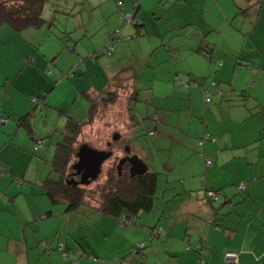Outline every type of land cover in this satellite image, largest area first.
<instances>
[{
  "label": "crops",
  "instance_id": "crops-1",
  "mask_svg": "<svg viewBox=\"0 0 264 264\" xmlns=\"http://www.w3.org/2000/svg\"><path fill=\"white\" fill-rule=\"evenodd\" d=\"M234 1H230L234 3L233 7L237 8L240 3L241 6L248 3L249 8L252 7L247 15L249 20L246 31L249 33L247 38L254 36V41L252 39V42H247L246 38L232 29L234 33H229L227 30V34L219 39L212 35L206 36L204 35L206 30L216 34L221 32L219 25L208 24L205 29L200 28L199 33H204L201 35L202 39L195 35V37L187 35L185 39L187 44H190V53L194 55V61L200 67H189L183 73L176 71L172 74V71H169L165 79L164 75L161 78H154L155 82L163 85L162 88L155 85L148 87L150 96L153 97L150 101H153L154 97L159 100L150 115L152 122L145 125L146 133L153 130L154 135L147 134L146 143H140L136 152L140 156L138 157L145 162L147 170L157 173L154 207L148 212L152 213L157 220L153 227L146 226L144 223L138 227L142 232H129L123 236L134 235L131 241V244H134L147 238L148 228L161 227L165 235L149 240L142 253L138 255L141 260L132 258V260H127L125 257L122 260H112L119 254L117 251L110 260H84L93 253L91 249L87 251L82 249L81 256L85 257L80 258L81 256L78 255L76 260L65 258L63 260L59 255L57 246L66 253L74 251L76 247L73 248L68 238L63 235L65 226H60L59 232L54 235L53 228L47 229V233L44 228V223L52 215L54 204L45 196L40 195L39 185L51 174L52 170L49 168L47 172L45 167L32 159V139L17 127L19 117L34 110L35 106L44 105L41 102L42 99L37 100L35 96L48 91L52 85L51 74H47L48 67L46 68L47 63L43 57L41 59L30 55L27 49L28 42L22 41L23 35H28L27 33L22 34L23 31L15 33L9 28L10 30H5L8 35L5 37L2 35L3 31L0 32V117L5 121L7 118L6 122L0 124V164L8 167V174L0 175V264H198L201 251L203 264H222L226 251L240 252L237 264H264V197L263 193L256 188V185L264 184V171L262 173L257 171V164L264 166V162H260V154L257 156L244 155L243 149H253L255 146L253 143L236 145L231 138L229 142L225 140L223 144V136L226 133L214 128L218 124L215 126L203 124L207 112H211L204 105L207 107L212 105L211 98L209 105L205 102L204 94L210 92L215 97L214 94L217 92L211 88L215 87L214 83L217 86V83L214 81L209 83L210 78L224 79L229 72H232L233 77L236 76L234 80L249 75V79L252 77L253 84L262 85L264 83V17H262L264 0ZM135 2L139 4V10L142 3L140 0ZM125 10H127L126 7ZM243 16L245 15L241 17ZM227 20L228 17L223 19V21ZM191 39H193V45L189 41ZM163 40L159 39L160 44L149 46L145 44L147 47L145 49L139 45L143 53L130 55L140 59L141 65L147 63L146 58L148 57L150 64L155 67L156 71H159L152 57L156 48L163 46L165 51L170 53L178 50V47L171 46ZM139 42L141 43L142 40ZM81 44L82 47H77V44L75 48L78 54L85 53L88 57L92 52L98 53L100 45ZM202 46L212 48L209 59L205 58L202 52L196 51ZM95 53L90 56L93 60ZM214 56H217V60L222 58L223 63L218 60L214 65L211 64ZM91 63L96 64L95 61L85 59L81 66L93 81L89 73ZM174 65L178 70L176 64ZM145 67L150 68L147 64ZM214 67L216 70H212ZM161 72L164 73V68ZM83 74L85 73L82 71L80 76ZM175 75L189 81L190 89L187 90L180 82H174ZM58 83L59 81H56V84ZM239 87L238 83H226L221 89V94L235 92L236 89L240 90ZM167 91L170 95H166ZM194 94L200 101L202 99L204 105L200 104L199 110L200 108L201 110L198 112L192 103L193 113H188L190 124L186 130H182L179 126L181 113L177 116L175 123L172 121V113L180 109H177V106L171 102L170 105L160 102L163 98L175 99L180 102V106L187 109L188 100L184 97L192 98ZM227 105L232 116L227 122L237 124V118L234 116L236 111L242 112L238 110L239 104L228 103ZM211 109L215 111L216 107ZM199 115H201V124H198L196 120ZM155 116L158 117L159 122L153 120ZM204 134H208L210 139L200 143ZM32 141L34 143V140ZM166 149H172L171 157L161 158L156 162L152 151L159 152ZM221 150L228 153V150H234V152L230 156L228 153L222 154ZM205 157H210L212 163L214 159L216 165L207 167ZM159 162L163 170L161 173H159L161 170ZM29 170H33L34 175ZM222 172L227 176V182L220 180L219 176ZM244 172L245 175H243ZM254 176L259 178L258 181H253ZM162 177H165V180L160 184L159 180ZM243 182H248L243 194H240L238 190L234 194L233 191L225 189L228 183L236 187ZM208 190L219 191L215 201L208 199L206 193ZM245 192L248 193L245 194ZM99 213L102 212L99 211ZM140 214L141 212L134 219L136 222L131 221L130 224L122 223L121 220H126L125 217L112 218L117 221L119 227H136L138 225L136 219L140 217ZM214 222L215 225H219V229L212 225ZM43 240L47 241L49 251H44L40 246L39 243ZM123 245L125 243H122L121 247ZM186 247H189V250ZM52 255L60 260H51Z\"/></svg>",
  "mask_w": 264,
  "mask_h": 264
},
{
  "label": "rangeland",
  "instance_id": "rangeland-1",
  "mask_svg": "<svg viewBox=\"0 0 264 264\" xmlns=\"http://www.w3.org/2000/svg\"><path fill=\"white\" fill-rule=\"evenodd\" d=\"M118 1L122 2V12L120 14H126V12L133 14L135 11V3H137L135 1L139 0H47L42 10V17L47 20L51 18L52 25L49 27L44 25L39 29L27 28L22 33L28 34L23 35L22 41L28 42L27 49L30 51V55L41 59L43 57L47 63L46 68L48 67L47 74H51V80H54L53 84L55 85L56 81H59L47 95L44 100L45 104L42 107H40L41 105L36 106L35 112L37 115L32 116V120L30 121L34 136L42 139V147L34 154L32 159L40 163L39 165L45 167L47 172L51 168L54 145L60 140L57 130L64 127L67 117L72 116L76 120L81 121L87 113L90 102L81 94V91L86 87L98 92L107 91L105 90L106 88L104 90H101V88L111 87L110 77H112L115 68L120 63L119 59H124V57L130 54L143 53L139 45L145 49L147 48L145 44L148 46L150 44H160L159 39L162 38L165 40V43L178 47V50L170 53L165 51L163 46L156 48L152 57L156 61L159 71H156L155 67L150 64L148 57L146 58V64L150 67L149 69H146V64L141 65L139 63L138 66L135 64L141 71V74H139V77L141 75V81H137L135 86L142 89L139 92V101L142 102L132 101L130 103L132 110H127L126 112V102L119 98L115 105L109 108L110 115L107 114L105 116V121L102 124L99 123L96 126L90 125L86 127L81 133L80 141H84V143L92 148L99 150L106 149V143L110 141V133L112 132H119L120 135L126 136V140L130 141L129 145H133L131 147L133 151L134 146L139 147L135 142L136 140L133 139L135 135L140 134L142 142L146 143L147 136L144 130L147 128L145 125L152 122L150 115H152L156 103H159V100L154 97L153 101H150L153 97L150 96V91H147L145 87L155 85L162 88L163 85L155 82L154 78H161L164 75L165 79L169 71H172V74L176 71L183 73L189 67L199 66L193 59L194 55L190 53V44L188 45L185 41L187 35L199 36L202 39L201 35L205 33L204 35L206 36L212 35L219 39L224 34H227V30L229 33H234L232 30H235L240 36L246 38L247 42H252V39L254 41V36L247 38V34L249 35L246 31L249 20L248 16L241 17L242 14L239 12L245 6H241L240 3L239 11L236 10V7H233L234 3H230V1L233 2L234 0H176L179 5L174 4L175 0H140L142 6L138 10L136 17L129 24H126L118 14ZM125 7L127 10H125ZM251 8L249 9L252 10ZM235 11L239 12V14L235 13ZM225 17H228L227 21H223ZM262 17H264V12L262 13ZM190 18L195 22H192ZM138 19L143 22L145 28V32L140 37L135 36L134 28V23ZM208 24L212 26L219 25L218 27L221 29V32L216 34L206 30L203 34H200V28L205 29L208 27ZM117 29L120 30L118 34L119 38H115V35L117 36ZM5 30H10L6 24L2 25V27L0 26V32L3 31L2 35L6 37L8 35ZM62 31L70 32L72 38L76 41L78 40L77 47H82L81 43H96L100 45L98 48L99 51H103L99 52L100 54H97L94 60L90 57L92 54L90 52L88 57H86L85 53L78 54L77 51L75 53L67 48L74 45L73 41L59 39L63 35ZM111 38L113 39L110 40ZM140 40H142L143 44L139 42ZM189 41L193 45V39ZM111 43L114 44L113 51L111 54H107L106 47ZM216 58L217 56L212 58L211 64L213 63L214 65L218 60L220 63H223L222 58H218V60ZM85 59L96 62V64L91 63L89 69L93 81L86 75L85 69L82 67L83 65L81 66ZM174 64H176L178 70L175 69ZM207 64H209L208 61ZM163 68L164 73L161 72ZM215 68L212 70H216ZM75 69L77 70V75H81L82 71L85 73L81 77L77 76L78 81L81 82H78L77 78H72L71 72ZM185 77L188 78L187 75ZM235 77H233L232 72H229L224 79H209V83H213V81L217 83V86L211 87L217 91L214 94L217 99L208 90L206 91L211 94H209L212 101L211 106L207 107L204 105L202 99L200 101L195 94L192 95V98L190 96L184 97L188 100L187 109L180 106V102L175 101V99L163 98L160 103L170 105L171 102L177 106V109H180L172 113V121L175 123L177 116L181 113L179 126L182 130H186L190 124L188 113H193L192 103L194 108L198 109V112L201 110V108L199 110L200 104H203L205 108L211 110V112H207L206 117L203 119V124L206 126H215L218 124L214 128L217 131L222 130V133H226L223 136V144L225 140L229 142L231 138H233L236 145H251L253 143L255 145L253 149H243L244 155L257 156L260 154V162H264V108H261L264 107V83L262 85L253 84L252 77L249 79V75H244L237 80H234ZM182 78L184 79V77ZM231 82L238 83L240 85L239 88L246 91L245 94L249 93L251 96L250 98L247 96V101L250 108L249 112L252 116H248V111L243 109V114L236 113L234 116L237 117V124L227 122L232 117L227 104L235 103V97L240 100L241 94H239V90L236 89L235 92L230 91L228 94L227 92L221 94L222 87L226 83ZM166 95H170L168 91ZM43 96V94L39 96L40 101ZM252 97H257V100L261 101V104L257 105V102ZM39 103L42 104L41 102ZM212 107H216V110L213 111L211 109ZM239 109L241 110V108ZM127 113L130 116H135V127L132 126V122L129 123L127 120ZM246 116L248 117L244 119ZM200 118L201 115L197 116L196 120L198 124H201ZM107 121H110L109 127ZM107 127L109 128L108 132L105 131ZM229 128L230 130H228ZM20 129L26 132L24 129ZM31 143L34 145L32 140ZM228 145L230 146V144ZM171 150L152 151V155L155 156L157 162L158 159L161 160V158L167 159L171 157ZM222 150V154L228 153ZM228 151L230 156L234 152V150ZM215 163L213 159V164L216 165ZM244 168L246 171V167ZM162 171V169L159 170V173ZM257 171L262 173L264 166L257 164ZM29 172L32 173L33 170H29ZM243 175H245V172ZM50 176L55 177V173L51 171ZM219 178L227 182L225 173L222 172ZM164 180L165 177H162L159 183H164ZM256 188L263 193L264 197V184H258ZM225 189L233 191L234 194L238 192V188L231 186L229 183ZM243 192H240V194H243ZM136 220L138 222L136 227L123 228L119 227L117 221L112 217L99 213V211L94 209L90 210L85 206H80L78 209L72 211H66L65 205H53L52 215L44 223V228L46 233L47 229L53 228L54 235V233L59 232L60 226H65V233L63 235L68 238L73 248L76 247V250L67 251V256L64 255V257L57 246V250L62 259L76 260L78 255L79 257L81 256L82 249L85 251L91 249L93 253L87 258H84V260H110L115 256V251L119 252V254L112 260H122L124 257L127 260H132V256H136L137 260H139V254L134 253L138 242L131 244L132 236L134 235H127L128 237H124L123 235L129 232H142L138 227L144 223L146 226L153 227L157 218L153 217L152 213L141 212L140 217ZM122 243H125L123 247H121ZM83 257L85 256H81L80 258ZM51 260L60 259L52 255Z\"/></svg>",
  "mask_w": 264,
  "mask_h": 264
},
{
  "label": "trees",
  "instance_id": "trees-1",
  "mask_svg": "<svg viewBox=\"0 0 264 264\" xmlns=\"http://www.w3.org/2000/svg\"><path fill=\"white\" fill-rule=\"evenodd\" d=\"M47 0H0V26L6 24L11 31L15 33H21L27 28L39 29L42 26L46 25L47 27L52 25V19L49 18L44 19L42 17V10L44 4ZM174 4H177V1H174ZM122 2L118 1L117 8L119 7L118 14L121 16V19L125 21L126 24L132 22L133 18L136 17V11L138 10L139 4L135 3V11L133 14H120L122 12L121 9ZM250 5L248 3L245 4V8L242 11H239V6H237L236 10H238L242 15L247 16L249 13ZM237 14L239 12L235 11ZM127 14L130 15L129 18H126ZM135 28V36L143 35L145 32L144 24L140 20H136L134 23ZM120 30H116V34L118 35ZM61 39H66L67 41H73L72 47H67L71 51L76 52V45L78 44V40H74L70 35V32L62 31ZM117 38V36H116ZM66 46V45H65ZM114 44H108L106 47V53L111 54L113 51ZM212 48L208 46L198 47L196 51L202 52L205 55V58H210L212 54ZM103 51V50H101ZM98 50V53L92 52L91 56L95 53L100 54L101 52ZM119 64L117 68H115L112 77H110V88L102 87L101 90L107 91H94L88 87L84 88L81 91V94L86 97L90 104L87 110V113L81 121L76 120L74 117L69 116L66 119V124L62 129H58L57 132L60 135V140L55 143L54 153L51 159V170L55 173V177H51L50 175L47 176L45 179L42 180L41 184L39 185L40 195L45 196L50 200V202L54 205L60 204L65 205L66 211H72L78 209L80 206H85L90 209H94L96 211H100L106 215H109L114 218H121L125 217L126 220L135 221L134 219L140 212H149L154 207V199L156 195V184H157V173L146 171L142 175L131 176L129 173V166L128 164L123 166L121 169V173H119L116 169L117 163L119 158L124 151V143L122 140L117 139L113 141L110 145L111 149H113L114 153L108 161L104 162L101 168V173L95 181H92L88 184H80V183H72L68 182L72 178L74 180H78V176L73 174L72 165L75 163L76 153L78 148L84 143V141H80L81 133L84 131L86 127L96 126L97 124H102L105 121V116L109 114V108L113 107L117 101V99L121 98L126 102L125 111L132 110L130 108V103L132 101H139L140 96L139 92L140 88L136 85L137 81H141L139 74L141 71L135 64L138 66L140 63V59L133 57L132 55L126 56L124 59H119ZM81 63V62H80ZM127 63V64H126ZM83 64V63H82ZM81 64V65H82ZM81 67V66H80ZM72 78H77V70H72L71 72ZM47 75V74H46ZM48 76V75H47ZM46 78V76H44ZM78 80V78H77ZM52 85L48 88L47 92L43 93V99H46L49 92L53 89L54 84L53 80H50ZM180 82L186 89H190V82L183 80L182 77L175 75L174 82ZM149 84V83H148ZM189 84V85H187ZM108 85V84H107ZM214 86L216 84L214 83ZM148 91V87H145ZM239 94H241L240 100L235 97V103L239 104V108L241 111H236V113L240 112L243 114V109L248 111V116H252L249 112V103L247 101V96L250 98L251 96L249 93L245 94L246 91L240 89ZM35 96L37 100H39V96ZM207 96L209 99L208 105L211 103L210 98L211 96L207 93L204 96ZM41 98V97H40ZM248 98V99H249ZM257 105L261 104V101H258L257 97H252ZM142 102V101H139ZM45 104V103H44ZM264 108V107H261ZM36 106L34 110L27 113L24 116H21L17 119V127L22 128L26 131L29 137L34 140V145L32 148V155L36 154L38 150L42 147V139L36 138L33 134L31 128V117L36 114L35 112ZM124 113V111H123ZM127 120L129 123L132 122V126L135 127L134 121H136L135 116H130L127 113ZM248 116L244 117L247 118ZM1 118V117H0ZM152 118V117H151ZM237 118V117H236ZM107 119V118H106ZM4 120V119H3ZM110 120V119H109ZM153 120L159 122L158 117H154ZM7 121V118H6ZM5 120L3 121L6 122ZM109 122L107 121V125L109 127ZM2 124V123H0ZM105 128V131H109V128ZM141 129V128H139ZM147 129L144 130L146 133ZM152 135H154V131ZM119 133V132H118ZM111 134V133H110ZM149 132L146 133L148 136ZM119 138H122V135L119 133ZM145 138V137H144ZM135 139L136 144L142 143L141 135H135L133 137ZM209 135L204 134L203 139L200 143L204 140H209ZM215 141V139H211ZM130 142V141H128ZM144 143V142H143ZM40 144V147L37 145ZM88 145V144H87ZM133 146V145H132ZM36 147V148H35ZM128 147L129 144H128ZM107 148V147H106ZM137 146H134V153L136 152ZM36 149V150H34ZM122 151V152H121ZM107 163V164H105ZM213 165V163H212ZM0 175H7L8 174V167L5 165L0 164ZM257 176L253 177V181H258L259 178ZM245 185V189L247 188L248 182H243ZM242 184V183H241ZM240 185V184H239ZM238 186V185H237ZM236 186V188H237ZM243 190V191H244ZM210 191V190H208ZM208 191L206 193H208ZM217 194L219 191L211 190ZM241 191V192H243ZM240 193V191H239ZM208 196V194H207ZM216 198L209 197L208 199L215 201ZM232 207V205L230 206ZM49 214V213H48ZM136 222V221H135ZM215 226L216 229H219V225H215V222L212 224ZM159 228V227H158ZM154 237H151V240ZM147 240L146 244L149 242ZM143 241V240H142ZM138 242L135 248L136 254H141L142 250L146 247V244L143 247L139 245L141 242ZM40 246L43 248L44 251H49L48 245L45 240L41 241ZM59 250L66 255V252L59 247ZM233 252V251H232ZM236 252V251H235ZM238 254V258L240 252H236ZM202 255V251H201ZM200 255V256H201ZM67 256V255H66ZM132 259L137 260L136 256H132ZM141 260V258H139ZM139 262V261H138ZM135 264V263H134ZM140 264V263H136Z\"/></svg>",
  "mask_w": 264,
  "mask_h": 264
},
{
  "label": "water",
  "instance_id": "water-1",
  "mask_svg": "<svg viewBox=\"0 0 264 264\" xmlns=\"http://www.w3.org/2000/svg\"><path fill=\"white\" fill-rule=\"evenodd\" d=\"M118 138L119 134L114 133L112 139L115 141ZM127 152L129 151L127 150ZM111 155V151L95 149L87 144L80 145L76 153L77 160L72 165L73 174L78 176V180L72 178L68 182L74 184H88L95 181L101 173L103 163L109 159ZM125 163L128 164L129 173L132 177L142 175L147 171L145 162H143L137 154L131 156L127 155L118 160L116 169L119 173H121V169Z\"/></svg>",
  "mask_w": 264,
  "mask_h": 264
},
{
  "label": "built area",
  "instance_id": "built-area-1",
  "mask_svg": "<svg viewBox=\"0 0 264 264\" xmlns=\"http://www.w3.org/2000/svg\"><path fill=\"white\" fill-rule=\"evenodd\" d=\"M129 17H130V15L127 14L126 18H129ZM187 85H189V84H187ZM205 102L207 104L209 103V99H208V97L206 95H205ZM3 121L4 120L2 118H0V123H3ZM149 134L152 135L153 132H149ZM37 147H40V144H38ZM34 150H36V149H34ZM205 164L208 167L212 166V160H211L210 157H205ZM0 169H3V168L1 167ZM237 188H238L237 189L238 191H243L245 189L244 183L238 185ZM207 194H208L209 197H213V198L217 197V194L215 192L211 191V190L208 191ZM121 221H122V223H127V224L131 223V221L125 220V219H123ZM147 231H148V236H147V238L145 240H143L141 242V244L139 245L140 247H143L146 244L147 240H149L151 237H159V236L165 235V231L161 227L154 228V229H149L148 228ZM186 249L189 250V247H186ZM237 259H238V254L236 252L226 251L225 254H224V258H223L222 264H237ZM198 264H203V257L202 256H200V258L198 260Z\"/></svg>",
  "mask_w": 264,
  "mask_h": 264
},
{
  "label": "flooded vegetation",
  "instance_id": "flooded-vegetation-1",
  "mask_svg": "<svg viewBox=\"0 0 264 264\" xmlns=\"http://www.w3.org/2000/svg\"><path fill=\"white\" fill-rule=\"evenodd\" d=\"M115 132H112L111 134H110V141H108L107 143H106V149H103V150H106V151H111L112 152V155L111 156H113V153H114V151H113V149H111V147H110V145H111V143L114 141L113 139H112V137H113V134H114ZM125 138V139H124ZM118 139H120V140H122V142H124V143H127V144H124V151L122 152V155H121V157L119 158V159H121L122 157H124V156H131V155H133V154H137L138 155V153H134V151L132 150V145L130 146V147H128V144H129V140H126V136H123L122 135V138H118ZM127 150L129 151V152H127ZM135 150V149H134ZM111 158V157H110ZM106 161H108V159L106 160ZM105 161V162H106ZM125 165H127L126 163L123 165V166H125Z\"/></svg>",
  "mask_w": 264,
  "mask_h": 264
},
{
  "label": "clouds",
  "instance_id": "clouds-1",
  "mask_svg": "<svg viewBox=\"0 0 264 264\" xmlns=\"http://www.w3.org/2000/svg\"><path fill=\"white\" fill-rule=\"evenodd\" d=\"M208 167V166H207ZM149 229H154V228H149Z\"/></svg>",
  "mask_w": 264,
  "mask_h": 264
}]
</instances>
